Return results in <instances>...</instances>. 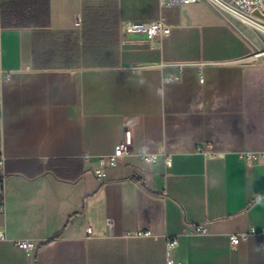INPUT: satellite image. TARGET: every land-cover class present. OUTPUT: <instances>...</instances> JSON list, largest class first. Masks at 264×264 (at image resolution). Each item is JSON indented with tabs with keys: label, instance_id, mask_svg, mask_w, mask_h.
<instances>
[{
	"label": "crops",
	"instance_id": "obj_1",
	"mask_svg": "<svg viewBox=\"0 0 264 264\" xmlns=\"http://www.w3.org/2000/svg\"><path fill=\"white\" fill-rule=\"evenodd\" d=\"M161 17L160 44L124 40ZM257 50L205 2L0 0V264H264Z\"/></svg>",
	"mask_w": 264,
	"mask_h": 264
},
{
	"label": "built area",
	"instance_id": "obj_2",
	"mask_svg": "<svg viewBox=\"0 0 264 264\" xmlns=\"http://www.w3.org/2000/svg\"><path fill=\"white\" fill-rule=\"evenodd\" d=\"M198 2H205L211 6L214 10L221 14H225L240 23L246 25L249 28L258 30V26L264 28V0H160L161 6H183L190 5ZM122 32L124 35V40L132 39H145L151 47H155L160 44L163 38L168 37L171 33V27L167 24L166 20L161 17L158 20L150 22L142 21H128L124 22L122 25ZM264 34V32H262ZM256 58H264V50L259 51L256 55ZM2 68L0 66V117L3 112V103L1 98V80H2ZM133 143L132 132L126 130L124 137L121 142L118 144L114 155L109 159V166H114L118 158L125 156L129 153L130 148ZM207 149L206 153L209 156H214V153L211 148L207 146H202L199 148V151L204 152ZM145 160L154 161L153 157H146ZM106 165L104 161H101V165L98 169L95 170V174L99 178L105 177ZM3 196L2 191H0V197ZM89 231H91L89 229ZM197 234H202L205 231L201 226L195 228ZM138 237H151V232H139ZM244 236H231V243L233 246H237ZM0 241H6V236L4 232L0 231ZM177 244V240H173L169 244V257L170 250L173 249ZM16 247L19 250L24 251L26 254L35 252L38 249V245L33 241L22 240L16 242ZM170 260V259H169ZM170 262V261H169Z\"/></svg>",
	"mask_w": 264,
	"mask_h": 264
},
{
	"label": "rangeland",
	"instance_id": "obj_3",
	"mask_svg": "<svg viewBox=\"0 0 264 264\" xmlns=\"http://www.w3.org/2000/svg\"><path fill=\"white\" fill-rule=\"evenodd\" d=\"M249 28V27H248ZM250 30H253L255 33H257L261 38H263L264 39V34L262 33V32H260V31H258V30H255V29H251V28H249ZM258 53V50L255 52V54H257ZM254 54V55H255ZM259 62H262L261 60H259Z\"/></svg>",
	"mask_w": 264,
	"mask_h": 264
},
{
	"label": "bare ground",
	"instance_id": "obj_4",
	"mask_svg": "<svg viewBox=\"0 0 264 264\" xmlns=\"http://www.w3.org/2000/svg\"><path fill=\"white\" fill-rule=\"evenodd\" d=\"M257 27H258V29H260L262 32H264V28H263L262 26H258V25H257Z\"/></svg>",
	"mask_w": 264,
	"mask_h": 264
}]
</instances>
